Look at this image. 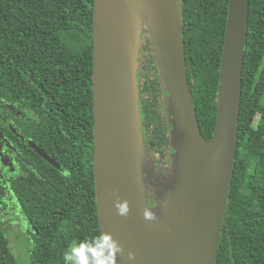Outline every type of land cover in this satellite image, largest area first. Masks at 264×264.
<instances>
[{
	"label": "water",
	"instance_id": "1",
	"mask_svg": "<svg viewBox=\"0 0 264 264\" xmlns=\"http://www.w3.org/2000/svg\"><path fill=\"white\" fill-rule=\"evenodd\" d=\"M180 11V0H93L94 193L99 231L125 249L116 264H129V250L134 264H215L237 150L249 0H228L210 138L196 115ZM145 36L169 92L163 103L174 151L162 171L143 135L137 71ZM117 198L129 202L127 217L117 214ZM146 209L156 221L144 219Z\"/></svg>",
	"mask_w": 264,
	"mask_h": 264
},
{
	"label": "trees",
	"instance_id": "2",
	"mask_svg": "<svg viewBox=\"0 0 264 264\" xmlns=\"http://www.w3.org/2000/svg\"><path fill=\"white\" fill-rule=\"evenodd\" d=\"M180 5L187 76L201 132L210 138L216 120L228 0H180ZM92 18L93 0H0L3 97L11 100L16 95L27 104L29 88L35 86L34 91H39L41 86H50V104L65 101L67 131H76L70 125L81 121L90 137ZM140 53L139 86L140 76L153 85L143 103L139 99L143 124L147 125V135L143 128L146 146L152 156L160 153L169 161L167 152L172 148L167 123L155 95L160 91V75L148 36ZM242 72L234 172L215 264H264V0H249ZM73 143L67 144L66 162L82 166L87 186L75 189L67 185L45 200L29 196L30 203H23L34 228L28 248L30 264H65L63 252L73 240L100 232L91 150L85 169L79 145ZM148 202L155 204L152 194ZM0 264H21L1 226Z\"/></svg>",
	"mask_w": 264,
	"mask_h": 264
},
{
	"label": "flooded vegetation",
	"instance_id": "3",
	"mask_svg": "<svg viewBox=\"0 0 264 264\" xmlns=\"http://www.w3.org/2000/svg\"><path fill=\"white\" fill-rule=\"evenodd\" d=\"M140 57L141 53L139 59ZM144 80L145 78L140 76L139 99L142 103L144 97L150 95L147 90L152 91L153 87L150 82L145 83ZM34 87L29 88L27 104L16 95L7 100L0 92V226L9 240L18 238L23 246L28 248L33 241L30 236L34 228L28 214L23 210V203H30L29 196L34 197L36 201L42 197L45 200L48 194L62 192L67 185L75 189L85 188L87 176L84 175L82 166L66 162L67 152L69 153L67 144L77 142V151L83 155L85 169L89 164L91 150L92 173L94 152L93 125L91 137L81 121L76 126L70 125L76 131L71 129L68 132L65 101L50 104L47 99V87L50 86H41L39 91H34ZM17 89L18 87H15V90ZM62 89L65 87L62 86ZM159 90L155 95L161 101L170 139L173 125L166 117L167 105L163 103L169 92L163 90L161 84ZM143 126L146 132L147 125L144 123ZM173 151L172 148L167 152L169 161L165 156L161 157L160 153H156V156H153V164L160 171L166 170L172 162L170 153Z\"/></svg>",
	"mask_w": 264,
	"mask_h": 264
},
{
	"label": "clouds",
	"instance_id": "4",
	"mask_svg": "<svg viewBox=\"0 0 264 264\" xmlns=\"http://www.w3.org/2000/svg\"><path fill=\"white\" fill-rule=\"evenodd\" d=\"M115 207L119 216L127 217L130 212L127 200L117 198ZM143 217L147 221L157 220L156 214L151 209H146ZM124 255V246L113 237L112 233L101 230L84 239L73 240L63 252V260L65 264H116L117 257ZM126 259L129 264H134L135 253L131 250L127 251Z\"/></svg>",
	"mask_w": 264,
	"mask_h": 264
},
{
	"label": "rangeland",
	"instance_id": "5",
	"mask_svg": "<svg viewBox=\"0 0 264 264\" xmlns=\"http://www.w3.org/2000/svg\"><path fill=\"white\" fill-rule=\"evenodd\" d=\"M145 29H143L142 31V35ZM10 246L12 248V250L14 251V253L16 254L18 261L21 264H30L29 262V252H28V247L27 246H23V244L21 243V241L18 238H12L9 240ZM16 245H18L16 247Z\"/></svg>",
	"mask_w": 264,
	"mask_h": 264
}]
</instances>
